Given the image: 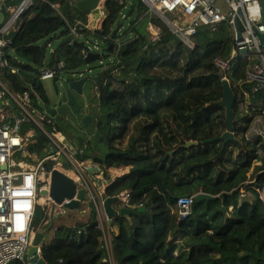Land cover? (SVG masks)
Here are the masks:
<instances>
[{
    "label": "trees",
    "instance_id": "16d2710c",
    "mask_svg": "<svg viewBox=\"0 0 264 264\" xmlns=\"http://www.w3.org/2000/svg\"><path fill=\"white\" fill-rule=\"evenodd\" d=\"M79 1L34 0L20 20L19 30L9 37L11 44L5 53L10 68L4 70V78L12 93L28 94L33 104L50 108L42 80L45 70L56 72L58 88L57 81L63 77L74 80L86 69L88 73L100 69L78 99L79 113L68 109L66 114L49 118L56 122L57 131L75 144L79 159H91L106 171L130 168L110 183L106 196L128 192L134 210L145 212L114 220L113 225L119 228L112 243L114 261L264 264L260 193L264 156L259 154L264 153V140L251 135L256 119L264 116V89L252 92L255 85L247 79L249 62L240 57L231 61L235 48L232 27L226 22L201 26L191 37L193 47H188L139 0H104V16L95 29L91 13L76 7ZM68 3L72 7L65 12ZM53 6H59L61 13ZM131 7L135 8L132 15ZM151 25L159 33L156 42ZM54 40L58 44L48 57ZM66 41L71 43L60 45ZM75 41L109 50L100 63H88L87 46H76ZM219 61H229V70L223 71ZM224 78L236 96L237 142L222 150V142L209 140L223 136L228 129L226 110L220 104ZM84 116L93 119L89 128ZM32 128L34 123L26 121L21 132ZM46 129L51 131L50 126ZM94 132L100 133L99 141L87 137ZM40 134L29 151L44 157L49 139ZM80 136L88 139L82 148ZM189 142L198 145L187 147ZM100 144L109 150L106 157ZM242 192L251 196L240 201ZM199 194L213 199L194 201L191 214L181 219L178 201ZM85 206L86 202L82 208ZM90 210L88 219L75 225L60 223L62 218L53 222V238L42 246L45 263L111 264L96 210L92 206ZM35 213L33 227L38 235L52 222L46 207L38 206Z\"/></svg>",
    "mask_w": 264,
    "mask_h": 264
},
{
    "label": "built area",
    "instance_id": "2783aa9c",
    "mask_svg": "<svg viewBox=\"0 0 264 264\" xmlns=\"http://www.w3.org/2000/svg\"><path fill=\"white\" fill-rule=\"evenodd\" d=\"M121 1L129 2V0ZM139 1L145 4L148 13L156 14L188 47H193L191 37L196 33L197 28L228 23L233 29L235 38L233 55L251 64L247 79L255 85L252 92L258 93L264 89V45L260 37L264 35L262 0ZM33 2L34 0H21L20 4L10 12L3 11L0 0V16H3L0 24V264L22 261L32 248L33 240L36 238L33 227L34 216L36 208L40 206L43 191L48 192L44 203L50 221L52 218L56 221L70 214L71 211L65 207L71 202L70 200H65L61 206L54 204L49 196L54 171H61L71 178L78 187L77 192L85 190V202L96 210L100 223L108 222L104 208V202L108 198L106 189L112 181L124 175V173L119 174L118 169L106 171L91 159H79L77 147L57 131L56 122L38 109L28 94H14L7 86L4 70L10 67L5 49L11 44L9 39L11 33L19 30V22ZM53 8L61 13L59 6ZM240 11L241 16H239ZM169 14H180L181 23L171 21L166 16ZM236 16L239 17L243 36L240 42L236 38ZM97 22L93 29L100 26L99 19ZM149 29L153 41H158V31L152 25ZM71 32L76 38L78 37L75 30L71 29ZM87 48L86 57L90 52L101 51V47L97 44L93 45V48ZM243 51L246 54H243ZM218 64L223 71H228L230 68L229 61H219ZM55 75L56 72L45 70L42 80L54 78ZM15 110L25 115L23 121L17 118ZM26 121L33 122L35 128L22 134V124ZM47 126H50L51 131L46 129ZM40 132L49 139L44 157H38L29 151V147L41 138ZM256 135L264 140V132H257ZM260 193L264 203V190ZM118 198L122 208L134 209L131 205L130 193L123 192ZM194 201L195 197H184L178 201L176 208L181 219L191 214ZM78 212L87 215V211L82 206ZM104 245L111 253V240L105 239ZM39 254L42 256V248Z\"/></svg>",
    "mask_w": 264,
    "mask_h": 264
},
{
    "label": "water",
    "instance_id": "95a60500",
    "mask_svg": "<svg viewBox=\"0 0 264 264\" xmlns=\"http://www.w3.org/2000/svg\"><path fill=\"white\" fill-rule=\"evenodd\" d=\"M104 0H81L79 2H77L76 7L82 11V12H86V13H91L93 14L97 19L101 18L102 16V9H101V4L103 3ZM263 2V16H264V0H262ZM72 7L71 3H68L65 7H64V11L67 12L68 10H70ZM134 7L130 8V12L129 14L132 15L134 12ZM242 15V12H239V16ZM3 20V16H0V24L2 23ZM120 28V27H119ZM117 28V30L119 29ZM117 30L114 32L113 36L116 35ZM235 31H236V38L237 40L240 42L243 40V36H242V31H241V24L239 22V17L236 16L235 18ZM261 40H262V44L264 45V35H261ZM70 44L71 41H66L61 43L60 45H64V44ZM74 45L76 46H80L82 48L86 47V43L84 41H75L73 42ZM45 48H47V46H45ZM109 48L107 50H103L99 53H94V52H90L88 54V56L86 57V61L88 63H97L98 61H100L101 57L105 54V51H108ZM243 54H246L245 51L242 52ZM89 77H83L80 79H74V80H70V79H65L64 80V97L61 100V102L55 106V107H51L47 108L46 106L43 105H38V104H34L38 109H40L42 112L46 113L49 116H53L56 117L59 114H66V108H70L73 113H77L80 111V103L77 100L76 95H83L84 93V89H85V85L86 83L89 81ZM96 81H99V78H96ZM223 86H224V92H223V98L220 102L221 106H223L226 110V123H227V131L223 134V136L220 137H216L214 139L209 140V142H222V150H224L226 148V146L229 143L232 142H237V139L235 138V134H234V123H235V111L234 107L236 104V96L235 93L231 87V84L229 83L228 79H224L223 80ZM61 105V106H60ZM15 108V107H13ZM16 112V116L19 120L23 121L25 119V115H23L19 110H15ZM92 120V117H87L84 119V124L85 126L89 125V122ZM79 143H80V147H83L84 144V138H82L81 136L79 137ZM97 139H100V133L96 134ZM198 145V143L196 142H189L187 143V147H191V146H196ZM100 149L103 152V157H106V153H109V150L107 149V147L105 146V144H100ZM62 163H64V161H62ZM51 188L50 189V193L49 196L50 198L53 200L54 204L56 205H61L63 204V202L65 200H70L71 202L69 204H66L65 207L71 211V212H78L81 210V206L82 203H84L86 201V192L85 190H81L79 192H77V185L74 183V181L69 178L67 175H65L64 173H62L61 171H54L52 174V181H51ZM43 196H47L48 192L47 191H43L42 192ZM77 198V199H75ZM75 199V200H74ZM213 197L206 195V194H199L195 197V201L196 202H202V201H206V200H212ZM120 204V200L118 197H108L105 202H104V208L106 211V215L108 217V223L110 225L113 224L114 220L119 218V217H131L133 215H135V213H143L145 212V209H138L133 210V209H128V208H120L117 209L116 205ZM55 221L54 218H52V223L50 225V227L43 231L38 233V235L36 234V238H34L33 240V244H32V248L29 250V252L23 257L22 259V263L23 264H47L45 263L44 259L42 258V256L39 254L42 246L47 243L45 238L48 234H50V230L51 227L53 225V222Z\"/></svg>",
    "mask_w": 264,
    "mask_h": 264
},
{
    "label": "rangeland",
    "instance_id": "374dc122",
    "mask_svg": "<svg viewBox=\"0 0 264 264\" xmlns=\"http://www.w3.org/2000/svg\"><path fill=\"white\" fill-rule=\"evenodd\" d=\"M18 1H21V0H2L3 11H10L11 12L18 5ZM102 5H103V3L101 4V9H102ZM103 16L104 15L102 13V16H101V18H99V20H101L103 18ZM166 16L171 21H174L175 23H178V24H180L181 21H182V17L180 16V14H177V15L176 14H174V15L173 14H169V15H166ZM90 23H91L92 26H96L98 24L97 18L93 14H90ZM57 44H58V41L54 40L53 42H51V48L55 49ZM87 47L93 48V45L87 44ZM51 48L48 51V57H50V54L52 52ZM98 63H100V62H97L96 64H98ZM102 64H107V62L103 61ZM99 72H100L99 68L95 69V70H91V73H88V70L86 69L85 72L83 73V75L79 76V78H77V79H80V78H83V77L92 78L93 76H96ZM65 79L66 78L63 77V78H61L60 80L57 81L58 88L56 87V79L55 78H47V79L43 80V85L45 87V90H47L46 92H47V95L49 97V100H50V103H51L52 107L57 106L61 102L63 97H64V80ZM92 136H93V133L90 134L88 136V138H92ZM118 170H119V174H123V173L125 174V173H127L130 170V168H120ZM244 196H245V194L241 195L240 201L242 200V198ZM45 199H46V196L42 195L41 196V201H40V206L46 207V205L44 203ZM87 204H88V202H86V205ZM89 208H90V206H89ZM89 208L86 207V206L83 208V209H85L88 212L87 213L88 215H81V214H79L80 212H70L69 215L63 217L61 219V221H59V222L60 223H64V224H68V225H75L79 221H86V219H88V217H86V216H90L89 214L91 213V210H90L91 208L90 209Z\"/></svg>",
    "mask_w": 264,
    "mask_h": 264
},
{
    "label": "crops",
    "instance_id": "0c3cea01",
    "mask_svg": "<svg viewBox=\"0 0 264 264\" xmlns=\"http://www.w3.org/2000/svg\"><path fill=\"white\" fill-rule=\"evenodd\" d=\"M51 48V46L49 47V49ZM53 49L54 48H51V50H52V52H53ZM51 52V53H52ZM234 57H238V56H234L233 55V52H232V59H231V61L234 59ZM241 59V58H240ZM230 65V64H229ZM224 79H227V78H224ZM223 79V80H224ZM244 108H245V110H248L249 109V104H247L246 106H244ZM260 131H262V132H264V116H259L257 119H256V121H255V123H254V125H253V128H252V130H251V135H253V136H255L256 138H258V136L256 135L257 134V132H260ZM262 157L264 156V153L263 152H260L259 153ZM257 164H260V162H258ZM264 190V188L261 190V192ZM245 194V196H251V194L250 193H248L247 195H246V193H244ZM244 196V197H245ZM116 208L117 209H120V208H122L121 207V205L119 206V205H116ZM88 213V212H87ZM88 215V214H87ZM86 217H88V216H86ZM57 221V220H56ZM99 225H100V228L102 229V231H103V234H104V242H105V239L107 240H111V247H112V243H113V238H114V236L115 235H117L118 233H119V228L117 227V226H115V225H110L108 222L106 223V222H102V223H100L99 222ZM52 238H53V232H50V234H48L47 236H46V238H45V240H46V242L48 243V242H50L51 240H52ZM107 253H108V255H109V260H111L110 261V263L111 264H117L115 261H114V259H113V252H112V249H111V253H109L108 251H107Z\"/></svg>",
    "mask_w": 264,
    "mask_h": 264
},
{
    "label": "flooded vegetation",
    "instance_id": "af4514ba",
    "mask_svg": "<svg viewBox=\"0 0 264 264\" xmlns=\"http://www.w3.org/2000/svg\"><path fill=\"white\" fill-rule=\"evenodd\" d=\"M76 97H77V100H78L80 96H79V95H76ZM78 101H79V100H78ZM60 106H61V105H60ZM68 109H70V108L67 107V108H66V111H67ZM70 110H71V109H70ZM77 113H79V112H77ZM77 113H75V114H77ZM87 117H91V116H84V119L87 118ZM84 119H83V122H84ZM92 121H93V119L89 122V125H88V126H85V127H86V128H89V127L92 125ZM97 133H99V132H96V133L94 132L92 138H94V140H96V141H99V139L95 138ZM91 134H92V133H91ZM89 135H90V134H88V136H89ZM88 136H87V137H88ZM100 139H101V138H100ZM87 141H88V139H87L86 141H84V142H85V143H88ZM84 145H85V144H83V146H84ZM108 154H109V153H106V155H108Z\"/></svg>",
    "mask_w": 264,
    "mask_h": 264
},
{
    "label": "clouds",
    "instance_id": "9594fccd",
    "mask_svg": "<svg viewBox=\"0 0 264 264\" xmlns=\"http://www.w3.org/2000/svg\"><path fill=\"white\" fill-rule=\"evenodd\" d=\"M196 197V196H195ZM134 210V209H133Z\"/></svg>",
    "mask_w": 264,
    "mask_h": 264
}]
</instances>
